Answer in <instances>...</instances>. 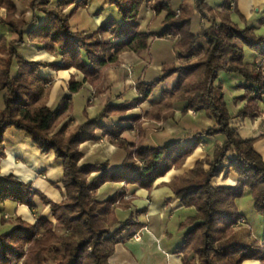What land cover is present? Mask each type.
<instances>
[{"label": "trees", "instance_id": "obj_1", "mask_svg": "<svg viewBox=\"0 0 264 264\" xmlns=\"http://www.w3.org/2000/svg\"><path fill=\"white\" fill-rule=\"evenodd\" d=\"M145 1L111 0L121 14L122 23L109 21L84 35L71 30L69 19L86 0H81L69 13L61 8L72 3L71 0H62L56 7L51 5V0H30L33 11L41 10L46 14L40 24L35 13L18 16L14 0H0V9L6 10L5 16L0 15V25H6L15 36L11 40L5 37L0 40V96L3 100L0 159L6 156V130L9 127L24 130L42 153L53 151L57 158L63 159L65 191L63 201L53 202L34 190L30 183L18 181L12 175L3 176L0 168L1 204L11 200L37 210L35 197L39 196L45 205H50L54 218L38 217L32 223L18 214H3L1 221L13 225L0 232V264H110L116 245L133 237L135 230L143 226L132 216L122 222L116 215L117 206L131 203L132 199H124L127 186L152 190L158 178L173 168L182 167L205 138L217 135H222L224 141L212 156L198 160L191 170L169 182L184 206L193 210L182 223V227L189 229L177 252L183 254L184 264H243L248 259H258L264 264V239L254 237L248 229L236 227L242 218L236 201L248 191L253 196L256 211L264 218V158L256 151L254 140L243 138L231 125L236 117L256 119L260 115L258 104L264 94V71L258 63L245 61L244 48L258 50L264 62V37L253 27H240L231 19L229 0L224 2L221 21L202 26L199 33L192 31V20L196 13L209 18L206 12L211 7L207 0H194L192 8L183 1L178 16L164 1L159 10L168 11V25L160 33H148L140 29L139 22ZM32 23L37 27L28 34L29 38L40 39L48 51L57 53L61 57L60 64L29 61L19 53L17 46L25 44V30ZM170 33L177 37L174 47L178 58L186 59L185 64L163 63L158 78L150 83H139L137 90L141 96L136 99L139 103L147 100L161 83L177 74V83L166 92L168 97L154 105L153 117H160L156 114L163 110L162 105L170 107L181 103L183 109H205L216 121L215 125L162 146L147 145L141 140L144 134L141 116L118 114L131 108L121 102L106 104L98 116L88 118L65 134L73 109V95L87 82L98 91L101 89L103 70L99 67L117 63L123 51L136 54L146 51L151 46L152 35L166 37ZM193 56L197 60L191 62ZM42 66L75 67L83 74L79 79L71 77L69 92L55 107L48 105L52 82L38 74ZM222 73L238 76L242 81L240 87L245 91L233 100H242L245 104L237 111H232L224 83L218 80ZM117 114L120 115L118 120L106 128L105 119ZM135 122L139 143H131L122 136ZM97 129H103L111 141L126 151L122 168H113L110 160L79 163L83 157L79 144L98 139ZM230 151L234 156L229 165L224 166L223 161ZM228 167L238 175V184L234 187L213 185V179ZM107 182H122L124 186L110 198L96 200L98 189Z\"/></svg>", "mask_w": 264, "mask_h": 264}, {"label": "crops", "instance_id": "obj_2", "mask_svg": "<svg viewBox=\"0 0 264 264\" xmlns=\"http://www.w3.org/2000/svg\"><path fill=\"white\" fill-rule=\"evenodd\" d=\"M61 1L51 0V5L58 6ZM71 1L72 3H67L62 7L64 12H71L81 2V0ZM158 1L159 3L163 2V0ZM183 1H178L179 3L177 4L176 1L169 0L168 3L172 10L176 11ZM191 1L188 0L189 3H192ZM14 2L17 6L18 16L22 14L32 16L35 13L38 24L44 21L46 14L41 10L33 11L30 7V0H14ZM224 2L225 0L215 1V6H211L212 12L217 13V11H221ZM84 3L69 19L72 31L89 33L98 30L109 21L122 23L121 14L117 6L111 3V0H86ZM144 9L146 13V25L141 22L140 29L142 31L149 29L150 33L162 32L168 25L166 22L168 11L164 9L156 14L147 4ZM206 13L208 14L209 12L207 11ZM0 15L5 16L6 10L0 9ZM231 19L240 27H253L258 35L264 37V0H237L236 8L231 12ZM202 22H204V18L201 17ZM207 23H210V21H207ZM36 27L37 24L32 23L26 28L25 44L17 46V50L29 61L60 64L61 57L57 53L48 51L40 39L31 40L29 38L28 34ZM155 30L156 32H154ZM192 31L194 33L201 32H197L193 27ZM4 37L11 40L15 36L9 32V28L6 25L1 24L0 40ZM156 41L161 42L159 44L160 48H165L166 50L167 48L169 49L170 44H173V41L167 39L154 40L152 44L157 43ZM171 48L172 51L173 47ZM244 54L245 61L248 63L255 64L262 61V55L256 49L246 46ZM123 56L137 63V67L141 73L140 79L148 83L156 79L153 76L162 67V65L154 63L153 55L149 50L138 55L126 51L122 54ZM103 67H105L104 79L106 84H108L111 94L109 96V103L117 104L124 100H130L133 94L132 89L126 90L122 88L126 82L122 81V75L119 72L113 73L115 68L113 69L112 66L108 67V65H104ZM38 74L41 78L52 82L53 88L48 105L53 107L57 106L60 99L69 92L68 87L71 76H83L75 67L69 69H53L48 66L40 67ZM226 77L227 80L222 81L226 89V97L230 101L232 111H237L245 104V101H234L233 98L242 95L245 90L240 87L242 81L238 76L228 74ZM171 79H174V86L177 83L178 75L175 74L168 80ZM84 87L88 91L91 88V84L87 82L82 88ZM170 89L164 88L162 90L163 94ZM229 92L231 93L229 94ZM77 94L78 92L73 95V99ZM163 97L164 100L165 95ZM147 101L143 102L141 106L144 107L145 104L149 105ZM106 103L108 102L105 101L97 103L94 106H88L87 100L82 117L80 119L73 117L72 122L78 124L86 121L88 118H95L102 112ZM258 105L260 110L258 118L236 117L231 120V125L243 138L253 139L256 151L264 158V94ZM2 107L3 100L0 98V108ZM174 109L175 116L166 120V125L161 131L148 134L145 144L162 146L179 140L186 136V134L205 130L216 123L206 110L199 111L198 116H190L183 113L184 109L181 103L175 104ZM127 115L132 116L133 113L131 114L130 112ZM118 118L113 117L111 122L108 120L107 125L111 126L112 121L115 122ZM123 135L127 137V132L125 131ZM223 141L224 137L222 135L205 138L195 152L187 158L182 167L173 168L165 176L158 178L152 190L136 185L127 186V193L124 199H132L131 203L127 206L124 204V207L117 206L116 215L122 222L131 216L134 220L141 222L143 226L135 230V234L138 233L141 238L136 240L134 237H131L124 242L118 243L115 253L109 259L110 264H184L183 254L178 253L177 248L184 242L187 230L189 229V227H182V223L192 214L193 210L184 206L170 187L169 182L191 170L198 160L212 156L215 149ZM101 142H104L103 137H100L96 141L82 143L84 156L80 164L110 160L113 168H122L126 151L120 147H113L108 142ZM4 147L6 156L0 159V168L3 176L12 175L18 181L26 184L30 183L34 190L41 192L53 202H61L65 199V191L62 185L64 178L63 159L57 158L53 151L42 153L26 131L18 130L15 127H9L6 130L4 134ZM207 167L208 165H206ZM226 171L228 172L227 176H220L214 179L212 184L216 186H236L238 175L231 169H227ZM123 186L124 183L122 182H107L98 189L95 199L98 201L106 200L122 189ZM35 201L38 204L37 210L31 209L26 205H19L11 200H6L4 203L7 210L8 207L10 208L11 214H18L26 221L34 223L38 217L54 220L50 205H45L39 196L35 197ZM236 203L239 213L245 220V224H242V227H239V229H245L246 227V229L252 232L254 237L263 240L264 218L258 228H256L252 225L251 218L246 213L248 207L253 206L255 209L252 194L249 191L246 192L244 196L237 199ZM243 264L263 263L258 259H248Z\"/></svg>", "mask_w": 264, "mask_h": 264}, {"label": "rangeland", "instance_id": "obj_3", "mask_svg": "<svg viewBox=\"0 0 264 264\" xmlns=\"http://www.w3.org/2000/svg\"><path fill=\"white\" fill-rule=\"evenodd\" d=\"M164 1L168 2L169 0H163V2ZM172 1H176V3L178 4L179 3L178 1H181V0H172ZM184 1L188 2V0H184ZM207 1H208V4H209L210 7L211 6L214 7L215 4H216L215 1L219 2L220 0H207ZM229 1H230L229 9L231 11L235 10L237 0H235L234 8L231 7V0H229ZM191 2L192 3H189V2L188 3H189V6L192 8L193 4H194V0H192ZM162 3H159L158 0H146L142 4L141 9H140L139 22L140 23L142 22L144 25H146L145 24L146 13H145V9H144L146 4L151 10H153L157 14V13H159V12H161L163 10V9L159 10V8H160ZM54 7H56V6H54ZM61 9L64 11L63 8H61ZM223 11H225L224 10V5H223V9L221 11H217V13L212 12V9L208 10L209 13L207 15H208L209 18L208 19L204 18V22H202V23H201V17L202 16L199 15V13H196L194 15V17H193V20H192V27L194 29H196V31L198 32V31L202 30V26L203 27L204 26H209L213 21H215L216 23H219L221 21V17H222V12ZM175 13H176L177 16L181 14L180 7H179L178 10L175 11ZM207 21H210V23H207ZM146 32L150 33L149 29L146 30ZM154 32H156V30ZM78 33L85 35V34H90L92 32H89V33L78 32ZM158 39H167V40L173 41V44L172 45L170 44V47H169V49L167 48V50H168L167 51L165 48H160L159 44H161V42L159 43V42L156 41L157 43H155L154 45L152 44V41L158 40ZM176 41H177V37L174 38L172 36V34H171V37H167V36L166 37H160V36H157V35L150 36L151 46L147 50H149L152 53L153 58H154V63L160 64V65H163V63H169V62L170 63H174L176 65L185 64V60H186L185 58H182V59L178 58L177 49H175V47H174V44H175ZM170 43H172V42H170ZM201 43H203V45H205V40L202 39ZM171 47H173L172 51H171V49H172ZM126 51L133 52V51H129V50H126ZM126 51H123L122 53L119 54V60H118L117 63L110 64V65H108V67L112 66L113 69L115 68L113 73L116 74L117 72H119V74L122 75L121 76L122 81L123 82L126 81L122 88H124L126 90H128L130 88L132 89V93L133 94L131 96V99L123 101L124 103H126L131 108L128 111H126V112H123V113L120 112L118 114H123L124 115V114H129L131 112V114L133 113V115L141 116L140 120L142 121V127L144 129V134L141 136V140L143 141V144H144L146 142V140H147L148 134L156 133V132L161 131L166 125V120L175 116L174 115L175 114L174 113L175 112L174 105L178 104V103H174V105H171L170 107L162 105L163 106V110L159 111V113L156 114V115L160 114L159 118L158 117L157 118L153 117V113H152L153 111L155 112V110H156V107H154V105L158 104V103L159 104L163 103V101L168 97V95L166 94V92L168 90L164 94H163L162 90H164V88H171L172 89L175 86V85L173 86L174 79L168 80L171 77H173L174 75L171 76L170 78H168L165 82H163L164 84L161 83L162 85L160 84L154 90L153 94L149 97V100L148 99H147L148 101L145 100V101L148 102L149 105L145 104L144 107H143L141 105L145 101H142L141 103H139L138 99H136V98L141 96L140 92L137 90V87H138L139 83L141 81H144V80L140 79L141 73L139 71V68L137 67V63L135 61L130 60L129 58H126L125 56L122 57V54L124 52H126ZM173 51H174V55H173ZM133 53H135V52H133ZM195 60H197V58H195L194 56L191 57V62H193ZM42 67H46V66H42ZM99 68L101 70H103L102 71L103 84H102L101 89H100L101 91L100 90L98 91V89L92 83H90L91 84L90 90L87 91L86 87H84L78 92V94L73 99V109H72V113L70 114V117L68 118V124L69 125H68V128H67L65 134H68L69 130L73 129L77 125V124H74L72 122L73 121V117H75V119H80L82 117L83 110L85 108V104L87 103V100H88V106H94L97 103H103L105 101H107L109 103V101H110L109 100V96L111 94H110V91H109L108 84H106L105 79H104V74H105L104 68L105 67L101 66ZM161 70H162V67H161ZM161 70L159 72H157L156 75L153 76L154 79L158 78L162 74ZM72 76H75V75H72ZM226 76H228L227 73H222V74H220L218 80L224 82L225 80H227ZM77 78L79 79L81 77L77 76ZM176 79H177V77H176ZM144 82H146V81H144ZM146 83H148V82H146ZM68 89H69V87H68ZM230 93L231 92H229V94ZM163 95H165V99L164 100H163V98H164ZM132 97H134V98H132ZM108 103H106V104H108ZM106 104H105V106H106ZM148 106H149V108H147ZM203 110H205V109H203ZM199 111H201V110H195L194 108H187V109L183 110V113H186V114H188L190 116H198ZM148 112H149V114H147ZM118 114L112 116L111 118H106L105 120H107V121L109 120L111 122V119L113 117L116 118V117L120 116ZM107 121H106V123H107ZM111 126L107 125L106 128H109ZM126 132H127V137H124V135H122L126 140H128L131 143H137L138 142V140H139L138 139L139 138V130H138L136 122H135V126L132 129H130V130H126ZM96 133L98 134L99 138L100 137L104 138V142H101V143H107L108 142V144H110L113 147L114 146L115 147H120L115 142L111 141L109 139V137H107V135L104 134V130L103 129H97ZM99 138L96 139V140H99ZM96 140H87V141H96ZM84 142H86V141H84ZM84 142H81L79 144V148L81 150L83 148L82 147V143H84ZM82 152H83V150H82ZM83 156H84V152H83ZM233 156H234V154L232 153V151L228 152L226 157H225V159H224V161H223V165L224 166L225 165L228 166L229 162H230V159ZM81 160H80V162H81ZM227 169H231L233 171V169L231 167H228ZM226 170H225V172L221 173L220 176H225V173L227 172ZM220 176H218V177H220ZM218 177H216V178H218ZM216 178H214V179H216ZM238 181H239V177H238ZM4 207H5V203L4 204L0 203V208L3 210V211L0 210V232L7 231L9 229V227H11L13 225V224H10V223H3L1 221V218H2L3 214L10 215V213H11L8 210L5 211ZM8 209H10V208L8 207ZM246 213L251 218L252 225L255 226L256 228H258L259 224L263 220L262 215L259 212H257L253 208V206L248 207L247 210H246ZM32 214L34 215L33 211H32ZM242 224L243 223H239V221H238L236 227L237 228L242 227ZM245 229H246V227H245Z\"/></svg>", "mask_w": 264, "mask_h": 264}, {"label": "built area", "instance_id": "obj_4", "mask_svg": "<svg viewBox=\"0 0 264 264\" xmlns=\"http://www.w3.org/2000/svg\"><path fill=\"white\" fill-rule=\"evenodd\" d=\"M234 6H235V0H231V7L234 8ZM167 37H171V34H168ZM258 65H259L260 68H262L264 70V62L263 61L258 62ZM263 120H264V116H263ZM239 223L245 224L244 218H241L239 220ZM133 237L136 240H139L141 238L138 233L134 234Z\"/></svg>", "mask_w": 264, "mask_h": 264}]
</instances>
